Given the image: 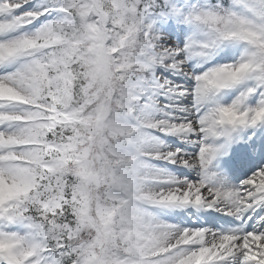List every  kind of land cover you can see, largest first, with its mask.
Listing matches in <instances>:
<instances>
[{"label": "snow or ice", "instance_id": "obj_1", "mask_svg": "<svg viewBox=\"0 0 264 264\" xmlns=\"http://www.w3.org/2000/svg\"><path fill=\"white\" fill-rule=\"evenodd\" d=\"M0 264H264V0H0Z\"/></svg>", "mask_w": 264, "mask_h": 264}]
</instances>
